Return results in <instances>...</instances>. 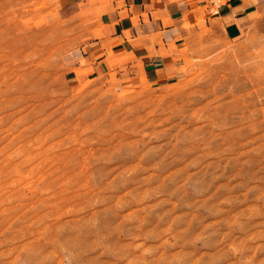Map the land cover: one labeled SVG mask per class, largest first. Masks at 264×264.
Here are the masks:
<instances>
[{"label":"rangeland","instance_id":"obj_1","mask_svg":"<svg viewBox=\"0 0 264 264\" xmlns=\"http://www.w3.org/2000/svg\"><path fill=\"white\" fill-rule=\"evenodd\" d=\"M60 1L0 0V264H264V33L116 87Z\"/></svg>","mask_w":264,"mask_h":264},{"label":"crops","instance_id":"obj_2","mask_svg":"<svg viewBox=\"0 0 264 264\" xmlns=\"http://www.w3.org/2000/svg\"><path fill=\"white\" fill-rule=\"evenodd\" d=\"M203 5L205 0H61L59 9L89 21L78 58L124 87L165 83L183 74L182 47L194 30L193 10ZM214 18L229 39L264 33V0H225Z\"/></svg>","mask_w":264,"mask_h":264},{"label":"built area","instance_id":"obj_3","mask_svg":"<svg viewBox=\"0 0 264 264\" xmlns=\"http://www.w3.org/2000/svg\"><path fill=\"white\" fill-rule=\"evenodd\" d=\"M225 0H205V5L208 9L209 14L216 15L220 5H222Z\"/></svg>","mask_w":264,"mask_h":264}]
</instances>
